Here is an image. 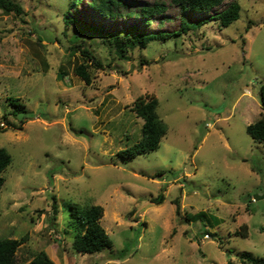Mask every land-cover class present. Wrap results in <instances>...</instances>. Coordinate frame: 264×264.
<instances>
[{
    "label": "rangeland",
    "instance_id": "1",
    "mask_svg": "<svg viewBox=\"0 0 264 264\" xmlns=\"http://www.w3.org/2000/svg\"><path fill=\"white\" fill-rule=\"evenodd\" d=\"M12 1L20 15L0 11V126L15 125L0 133L12 158L2 173L0 239H24L17 262L40 251L54 264H246L242 252L263 256L264 146L246 126L260 114L264 0H236L239 17L228 27L209 23L135 47L127 61L90 28L116 32L135 23L170 33L182 15L196 17L169 1L147 26L104 19L90 0L70 8L71 0ZM121 1L122 14L155 3ZM64 17L81 25L65 26ZM77 45L102 65H90L89 86L73 73L86 60ZM145 97L158 99L165 137L157 150L122 161L117 152L140 136L133 102ZM11 98L24 107L20 119ZM160 193L161 204L149 202ZM92 205L102 208L113 247L79 254L70 207Z\"/></svg>",
    "mask_w": 264,
    "mask_h": 264
},
{
    "label": "trees",
    "instance_id": "2",
    "mask_svg": "<svg viewBox=\"0 0 264 264\" xmlns=\"http://www.w3.org/2000/svg\"><path fill=\"white\" fill-rule=\"evenodd\" d=\"M165 1H169L170 4L177 7L182 13L195 16L196 19L191 21L185 15H182L178 29L170 33L146 32L140 30L135 23L116 32H105L100 27H91L90 29L104 38L106 40L105 42L113 44L114 54L119 60L127 61L129 59L127 52L135 47L144 49L151 42H165L171 38L186 34L189 31L197 30L209 23H217L218 26L226 28L239 17L240 3L236 0L228 3L224 9L212 15H209V13L214 8L221 6L224 0H155L152 6L140 7L137 11L125 13L126 15L120 11L121 8H127L126 3L121 0H90L89 6L92 11L104 19L133 18L141 25L147 26L153 17L165 12V5L163 4ZM78 2V0H71V4L68 7H75ZM0 11L6 14L14 13L20 15L22 9L12 0H0ZM63 22L65 26L81 25L78 20L72 17H64ZM75 47L86 60H84V63L75 65L73 73L86 86H89L92 83L90 65L99 69L102 65L87 48H80L78 45ZM58 77L62 80L64 76L59 74ZM258 96L260 104L259 118L246 126V133L253 142L264 146V81L259 85ZM10 103L13 106L11 113L13 116L16 113L25 112L23 105L18 102V99L11 98ZM157 107L158 99L155 97L138 98L133 102L131 111L136 118L142 120L140 136L132 146L118 151L116 154L117 158L126 161L158 149L161 140L165 137L166 126L157 115ZM6 124L7 126L5 128L3 125L0 126V133L6 132L8 128L15 129V125L10 123ZM11 161V155L4 148H0V190L5 181L2 173L10 165ZM163 199L164 196L160 193L155 198H150L149 202L159 205ZM70 209L71 213L68 227H73L76 231L71 241V248L79 254H95L104 250L111 251L113 242L100 223L103 215L102 208L97 205H92L85 208L71 206ZM175 211L178 215L179 208L177 206ZM53 213H56L54 209ZM196 219V216H192V220ZM205 234L210 235L208 232H205ZM240 235L245 238L244 234L240 233ZM23 240L0 239V264H19L16 258V251L23 243ZM228 252L231 253V251ZM238 257L241 262L246 264H264V255L255 256L249 252H242ZM26 264H54V262L49 259L46 253L40 251ZM227 264L235 263L228 262Z\"/></svg>",
    "mask_w": 264,
    "mask_h": 264
},
{
    "label": "water",
    "instance_id": "3",
    "mask_svg": "<svg viewBox=\"0 0 264 264\" xmlns=\"http://www.w3.org/2000/svg\"><path fill=\"white\" fill-rule=\"evenodd\" d=\"M21 116H22V114H21V113L17 114V119H20V118H21Z\"/></svg>",
    "mask_w": 264,
    "mask_h": 264
},
{
    "label": "built area",
    "instance_id": "4",
    "mask_svg": "<svg viewBox=\"0 0 264 264\" xmlns=\"http://www.w3.org/2000/svg\"><path fill=\"white\" fill-rule=\"evenodd\" d=\"M251 202H255V200H254V199H252V200H251Z\"/></svg>",
    "mask_w": 264,
    "mask_h": 264
}]
</instances>
